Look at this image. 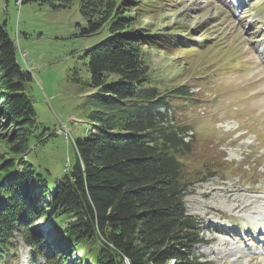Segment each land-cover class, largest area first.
I'll return each instance as SVG.
<instances>
[{"label": "trees", "instance_id": "trees-1", "mask_svg": "<svg viewBox=\"0 0 264 264\" xmlns=\"http://www.w3.org/2000/svg\"><path fill=\"white\" fill-rule=\"evenodd\" d=\"M40 1L67 9L76 0ZM134 6L138 0H79L81 35H109L86 50L93 92L84 103L96 107L94 131L75 139L71 168L53 183L29 156L34 141L49 138L35 137L34 78L0 24V262H10L11 239L21 233L34 264L40 256L48 264H202L200 222L184 202L195 182L182 162L193 149L181 114L197 98L188 85L164 89L144 49L162 35L136 30Z\"/></svg>", "mask_w": 264, "mask_h": 264}, {"label": "rangeland", "instance_id": "rangeland-1", "mask_svg": "<svg viewBox=\"0 0 264 264\" xmlns=\"http://www.w3.org/2000/svg\"><path fill=\"white\" fill-rule=\"evenodd\" d=\"M22 1L0 0V24L33 75L35 137L49 138L34 141L29 156L53 183L71 168L75 139L94 131L90 114L96 107L84 103L93 92L86 50L109 33L81 35L86 21L79 0L67 9ZM138 1L131 12L136 30L162 35L159 45L144 46L151 70L165 77L164 89L188 85L197 98L198 107L181 114L193 149L182 162L195 182L184 202L206 240L196 254L202 264H264V241L255 238L249 246L247 239L236 242L235 232H224L238 227L251 233L264 223V66L250 47L251 22L257 21L255 30L264 28V0H250L253 13L244 20L232 19L220 0ZM12 240L19 253L12 264H28L24 236Z\"/></svg>", "mask_w": 264, "mask_h": 264}, {"label": "bare ground", "instance_id": "bare-ground-1", "mask_svg": "<svg viewBox=\"0 0 264 264\" xmlns=\"http://www.w3.org/2000/svg\"><path fill=\"white\" fill-rule=\"evenodd\" d=\"M222 192H224V193H231V191L229 189H226V188H224Z\"/></svg>", "mask_w": 264, "mask_h": 264}]
</instances>
